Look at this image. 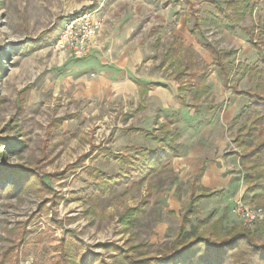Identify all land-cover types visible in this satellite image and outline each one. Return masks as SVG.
<instances>
[{
	"label": "rangeland",
	"instance_id": "1",
	"mask_svg": "<svg viewBox=\"0 0 264 264\" xmlns=\"http://www.w3.org/2000/svg\"><path fill=\"white\" fill-rule=\"evenodd\" d=\"M170 1L0 0V138L5 142L0 145V154L9 141H24V148L9 154L7 162L15 169L29 170L33 176L16 194L0 196V260L4 255L8 264H52L64 254L80 262L85 251L99 254V260L108 264H125L119 253L103 245L125 247L131 243L140 244L141 252L149 255L166 254L177 231V216L189 201L192 174L202 159L217 163L210 178L222 170L221 183L203 180L204 187L221 192L198 201L192 222L211 213V221L222 218L225 231L241 224L264 243V220L245 224L238 214L237 204L243 201L246 188L238 157L224 156L236 150L234 133L246 118L237 115L246 99L232 94L213 68L207 77L209 92L199 100L197 110L187 106L190 96L187 103L179 101L178 106L161 105L159 89L145 97L143 109H137L139 101H133L127 88L120 90L113 82H100V76H108L107 68L102 75L86 65V57L73 58L52 48L64 20L88 9L103 20L98 35L106 27L117 38V46L124 44L133 53L139 50L137 56H126L132 64L131 78L164 83L170 92L171 87H177L172 73L182 63L174 61L170 68L159 65L173 37L180 38L199 63L211 62L199 43L204 41L221 50L235 49L230 67H245L264 58V46L252 48L248 34L238 28L253 29L256 37L264 40V0H253L257 6L251 12L239 5L227 9L238 26L236 33L211 19L213 7L209 2L195 0L201 21L195 36L190 32L193 19L185 21L184 5ZM215 1L225 8L231 0ZM110 63L114 61L105 65ZM126 76L124 73L122 77ZM231 82L240 88H253L256 80L237 74ZM167 98L165 101L173 97ZM163 120L179 132L181 156L131 189L118 182L106 194L86 197L82 191L92 179L80 168L64 179L57 175L99 142L114 153H133L149 145L154 148L153 140L131 128L157 130ZM88 164L110 176L119 170L118 161L103 153L87 158ZM227 179L229 184L222 186ZM78 190L82 198L75 193ZM249 204L264 209V198ZM128 207H140V211L126 225L121 213ZM24 226L32 235L20 241ZM70 231L83 244L75 251L67 243L63 253L62 241ZM9 248L12 252L5 255Z\"/></svg>",
	"mask_w": 264,
	"mask_h": 264
},
{
	"label": "trees",
	"instance_id": "2",
	"mask_svg": "<svg viewBox=\"0 0 264 264\" xmlns=\"http://www.w3.org/2000/svg\"><path fill=\"white\" fill-rule=\"evenodd\" d=\"M205 1L213 7L210 15L211 19L231 33H236V27L238 26L233 23L227 9L241 6L251 12L257 6L253 0H231L227 2L225 8L221 7L215 0ZM170 3L184 5L182 12L185 21L189 22L191 18L193 19L190 32L195 36L201 28L195 0H173ZM228 22L233 25L228 24ZM256 26H260V24L257 22ZM238 28L248 34L252 48L257 49L264 46V40L258 39L253 29ZM199 43L210 55V63H199L192 50L185 47L182 41L173 37L172 43L166 50L160 65L166 63L172 65L174 61L182 63L176 69L174 78L178 82V92L182 103H187L186 98L190 96L191 102L187 106L195 110L199 107V100L209 92L206 79L212 68L221 78L223 85L231 89L232 94L246 99V104L237 115V117L245 115L246 118L244 123L238 125L234 133L233 142L236 150L226 154H235L238 157L242 182L246 187L241 199L248 203L262 200L264 198V58H258L254 63L245 67H241V64L230 67L231 57L236 53L235 49L221 50L207 41ZM237 74L247 76L248 80L255 79L254 87L240 88L237 84L232 83L233 77ZM141 91L146 92V89L143 88ZM131 130L145 133L146 136L151 137L156 146L148 150L137 148L134 149L133 153H114L108 147L93 145L88 152L82 154L57 175L59 178L64 179L72 174L74 175L76 170L80 168L92 179V182L82 192L85 193L86 197H92L96 194H106L118 182H124L126 189H131L146 181L152 175L165 170L174 158L181 155L180 143L178 142L180 134L177 130L172 129L170 123L161 122L157 129L158 133L155 130H145L138 127L131 128ZM3 142V139L0 138V145ZM23 142L19 141V144H17L16 140L13 139L2 149L0 154V181H3L0 184V196L16 194L33 177L29 170L24 168L15 169L7 162L9 154H17L21 151L24 146L22 145ZM102 153L118 161L119 170L115 176L107 175L91 164L85 165L87 158L94 159ZM201 170L199 169L191 177L189 201L186 209L177 216V231L166 250V254H146L141 252L140 248L142 246L140 244L131 243L125 247L115 244H104L103 246L113 253H119V257L125 264H264V243L259 242L250 229L241 224H234L229 230L225 231L222 218L216 217L211 221V213L192 222L191 217L195 215L198 201L214 197L221 192V190L208 189L200 183ZM41 184L40 188L44 187V184ZM79 191L81 192V190H78L75 193L79 195ZM146 202L145 199L140 207L142 208ZM140 207L126 208L121 213L123 223L130 224L133 221V216L140 211ZM31 235L32 232L24 226L23 232L20 233V241L29 239ZM62 243L63 253L65 251L64 246L67 243L72 244L71 246L75 251L76 247L81 248L83 244L75 238L71 231ZM59 246L62 249V246ZM12 250L13 248L7 249L5 255L11 253ZM94 256L83 251L80 256L81 261L76 262L63 254V259L60 258L61 256H57L58 259H55L52 264H93L96 262L98 264H108L106 261L99 260V254L96 253ZM40 262L39 264H41ZM0 264H8L6 256L3 255Z\"/></svg>",
	"mask_w": 264,
	"mask_h": 264
},
{
	"label": "crops",
	"instance_id": "3",
	"mask_svg": "<svg viewBox=\"0 0 264 264\" xmlns=\"http://www.w3.org/2000/svg\"><path fill=\"white\" fill-rule=\"evenodd\" d=\"M176 38L178 40L182 41L180 38H178V37H176ZM97 40H98L99 45L97 48L93 49L92 53L89 56L86 57L87 58L86 65H89V66L91 65L92 68L96 69L97 71H100V73H102V75H104V72H107L103 68H107V70L109 71L108 76L107 77L105 76L106 78L103 76L99 77L101 83L107 84L109 82V84H111L113 82L116 85V87L120 90H124L127 88L129 90V92L132 94L131 97L133 98V101H139V103L137 105V109H143L145 106V97L150 96L149 94L153 93L152 91L157 90V89L160 90L159 91V93H160L159 101H162L161 105L173 106L175 104L178 106L179 101L182 102V100L179 96V92H178V82L174 78V74L176 73V70L173 71L172 78H173V81L176 82L177 87H171V92L168 91L169 86H166L164 83H160V82H156V81H150L148 83L143 82V81H136V80L132 79L130 76L131 70H132V64L128 60V58L126 57L128 53H130V54L133 53V50H131L130 47H126L124 44H120L119 46H117L116 45L117 38L114 37L113 35H110L107 32L106 27L105 28L103 27L102 31H100V34L97 36ZM183 44H184V42H183ZM135 53H136V55H135ZM135 53H133V54L135 56H137V54L139 53V50L135 51ZM135 56H133V57H135ZM117 59H120V60H117ZM108 60L111 62L114 61V63H110L109 65H105L108 63ZM159 66H161V65H159ZM162 67L170 68V67H174V66L173 65H167V63H166V64L162 65ZM124 73H126L128 77L126 76V78H123L122 76ZM209 75H210V73H209ZM206 84H207V79H206ZM207 86H208V84H207ZM143 88L146 89V92L141 91V89H143ZM173 92H175V94H176L175 97L172 96L174 94ZM167 96H170L173 98L170 99V101H165L168 99ZM164 121L169 123V121H167V120H163L161 122H164ZM142 129H145V128H142ZM145 130H148V129H145ZM152 130H154V129H152ZM155 131L158 132V130H155ZM140 133H143V132H140ZM148 138L151 139V137H148ZM94 145L99 146V147L104 146L103 143H100V142L98 144H94ZM145 149H147V150L153 149V147H151L149 145V147H145ZM227 155L228 154H226L224 156L226 157ZM179 157H176L173 160H176ZM216 166H217V163H216L215 159H214V161H212L210 159L209 160H203L202 159L200 161V163H198L197 168L193 172L192 176L199 169H202L201 170L202 173H201V177H200V183L202 185H203V180H204V183L208 182L209 180L217 181V182L221 183V179H220L221 177H219V175L222 174V170L219 173V175H215V176L210 178V173H214ZM229 182H230V179L229 180L227 179L226 181H224V184L222 186L226 187L229 184ZM213 187H217V185H215ZM211 190H213V189H211ZM214 190H217V189H214ZM243 192H242V194H243Z\"/></svg>",
	"mask_w": 264,
	"mask_h": 264
},
{
	"label": "built area",
	"instance_id": "4",
	"mask_svg": "<svg viewBox=\"0 0 264 264\" xmlns=\"http://www.w3.org/2000/svg\"><path fill=\"white\" fill-rule=\"evenodd\" d=\"M102 18L88 9H81L69 15L62 23L52 48L56 52H68L73 58L89 56L99 43L97 36L102 26ZM240 219L245 224L264 220V209L243 201L237 204Z\"/></svg>",
	"mask_w": 264,
	"mask_h": 264
}]
</instances>
